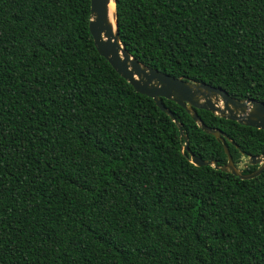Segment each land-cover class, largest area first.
I'll list each match as a JSON object with an SVG mask.
<instances>
[{
  "label": "trees",
  "instance_id": "trees-1",
  "mask_svg": "<svg viewBox=\"0 0 264 264\" xmlns=\"http://www.w3.org/2000/svg\"><path fill=\"white\" fill-rule=\"evenodd\" d=\"M115 10L140 63L264 103V0ZM89 21L90 0H0V264H264V170L242 180L193 165L175 123L98 54ZM162 103L191 154L227 163ZM196 113L236 166L264 155V131Z\"/></svg>",
  "mask_w": 264,
  "mask_h": 264
},
{
  "label": "water",
  "instance_id": "water-1",
  "mask_svg": "<svg viewBox=\"0 0 264 264\" xmlns=\"http://www.w3.org/2000/svg\"><path fill=\"white\" fill-rule=\"evenodd\" d=\"M115 0H90L89 31L95 49L111 67L126 80L133 89L142 95L151 98L156 106L175 123L180 136L185 141L183 150L190 154V162L197 166H211L215 170L230 173L242 180H249L259 176L264 170V155L247 157V164L240 169L233 162L229 153L226 135L218 130L207 127L199 118L196 110H205L212 114L238 124L264 131V103L252 99L237 100L232 98L224 89L207 84L186 81L174 78L156 69L145 66L132 57L121 45L117 30L116 10L114 13L115 33L109 21V4ZM162 99L174 102L183 108L198 125L201 131L213 136L221 142L227 163L219 167L216 161L201 160L195 157L188 148V138L184 135L181 124L162 103ZM258 166V169L245 174L243 169Z\"/></svg>",
  "mask_w": 264,
  "mask_h": 264
},
{
  "label": "bare ground",
  "instance_id": "bare-ground-1",
  "mask_svg": "<svg viewBox=\"0 0 264 264\" xmlns=\"http://www.w3.org/2000/svg\"><path fill=\"white\" fill-rule=\"evenodd\" d=\"M108 8H109L108 9L109 10V12H108V14H109V21H110L111 26L113 28V32L115 33V23H114V13H115V9H114V4H113L112 1L110 2Z\"/></svg>",
  "mask_w": 264,
  "mask_h": 264
},
{
  "label": "rangeland",
  "instance_id": "rangeland-1",
  "mask_svg": "<svg viewBox=\"0 0 264 264\" xmlns=\"http://www.w3.org/2000/svg\"><path fill=\"white\" fill-rule=\"evenodd\" d=\"M247 161H248L247 158H243L241 164L239 165V168L242 169L244 164H247Z\"/></svg>",
  "mask_w": 264,
  "mask_h": 264
}]
</instances>
